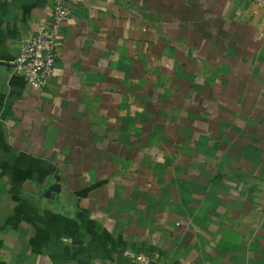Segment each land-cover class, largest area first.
I'll list each match as a JSON object with an SVG mask.
<instances>
[{"label": "crops", "instance_id": "0c3cea01", "mask_svg": "<svg viewBox=\"0 0 264 264\" xmlns=\"http://www.w3.org/2000/svg\"><path fill=\"white\" fill-rule=\"evenodd\" d=\"M65 1L36 90L56 0H0V264H264V7Z\"/></svg>", "mask_w": 264, "mask_h": 264}, {"label": "built area", "instance_id": "2783aa9c", "mask_svg": "<svg viewBox=\"0 0 264 264\" xmlns=\"http://www.w3.org/2000/svg\"><path fill=\"white\" fill-rule=\"evenodd\" d=\"M264 7V0H252ZM72 16L65 0H56L47 22L39 24L30 38L22 42L14 74L24 78L31 89L44 88L52 78L58 58V38L64 23ZM138 264H155L151 255L138 253Z\"/></svg>", "mask_w": 264, "mask_h": 264}, {"label": "water", "instance_id": "95a60500", "mask_svg": "<svg viewBox=\"0 0 264 264\" xmlns=\"http://www.w3.org/2000/svg\"><path fill=\"white\" fill-rule=\"evenodd\" d=\"M56 179H58V176L55 177ZM56 190L57 187L55 186V183H53L50 187H49V190Z\"/></svg>", "mask_w": 264, "mask_h": 264}]
</instances>
